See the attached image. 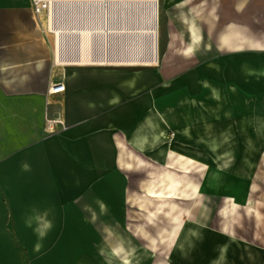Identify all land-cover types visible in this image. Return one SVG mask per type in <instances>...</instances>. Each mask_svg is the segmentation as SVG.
<instances>
[{"label": "crops", "instance_id": "1", "mask_svg": "<svg viewBox=\"0 0 264 264\" xmlns=\"http://www.w3.org/2000/svg\"><path fill=\"white\" fill-rule=\"evenodd\" d=\"M172 7L168 10V30L173 40L188 42L192 32L184 15L196 17L202 43L193 60L200 61L206 54L217 57L219 62L226 59L248 71L246 75L254 70L261 72L264 84V0H179L175 8L180 10ZM194 8H199L198 13L192 11ZM230 26L236 28L239 36L259 45L223 47L219 40ZM117 77L103 65L59 59L56 41L35 12L34 0H0V264H27L29 249L39 254L54 246L50 242L72 210H87L91 215L113 212L116 208L110 197V171L126 172L121 181L126 183L124 178L137 175L141 169L121 162L125 148L144 158L150 169L152 161L142 153L153 147L156 150L158 143L150 141L142 149L132 136L148 121L147 116L156 120L157 113L152 109L158 104H154L149 93L141 95L140 82L134 77ZM57 82H63L66 90L52 92ZM161 115V128L178 123L177 116L168 112ZM50 119L57 120L56 132L47 128ZM194 141L193 146L180 143L161 149L174 147L179 152L191 149L205 153L204 142ZM168 160L166 156V164ZM197 176L204 182L203 172ZM221 192L205 191L202 196L178 200L195 211L192 222L200 228V235L204 236L205 227H209L207 219L213 215L210 195ZM233 195L237 197L236 206L229 198ZM233 195H226L225 204L217 210L218 216L228 220L216 229L230 238L218 242L217 254L196 257L191 253L197 247L189 240L181 245L163 241L162 245L152 246V264H264L263 236H242L237 230L240 225L234 223L238 208L247 204V200L241 201L246 197ZM184 217L192 220L187 212L182 215L187 223ZM109 225L105 224L107 228ZM120 226L117 224L116 229L105 234L125 237L119 235L123 231ZM104 241L105 236L101 247H111ZM223 245L227 247L225 256L216 263ZM155 251L159 253L154 254Z\"/></svg>", "mask_w": 264, "mask_h": 264}, {"label": "rangeland", "instance_id": "2", "mask_svg": "<svg viewBox=\"0 0 264 264\" xmlns=\"http://www.w3.org/2000/svg\"><path fill=\"white\" fill-rule=\"evenodd\" d=\"M178 1L159 0L158 36L161 41L159 59L156 64L103 66L107 67L110 73L117 74L118 79L130 76L140 82L141 95L149 93L155 101L154 104H158L157 109L155 107L152 109L157 113L156 120L162 119L161 112L177 116V124H165V132L162 133V138L158 142L159 147L156 150L153 147L150 151L142 153L146 160L152 161V164L156 163L159 167L166 165V156L160 151L163 146L180 143H188L191 146L196 144V141L192 139L188 140L177 135L176 129L179 127L177 125L180 124L189 125L190 123L195 133L204 132L207 137L213 135L223 141L221 152L223 156L215 154L218 163L223 165L218 167L214 163V167L222 170L224 188L218 195L209 194L211 197L208 200L209 204L214 207L213 215L207 219L209 227H205L204 236L200 235L192 242L197 249L193 250L191 255L209 258L217 254V245L229 238L228 235L216 229L228 220L227 217L217 215V210L225 204L226 195L236 194L238 197H246L241 201L247 200V204L240 203L237 219L235 218L236 221L233 219L234 223L240 225L237 227L239 233L248 238L261 235L264 239V84L261 83V72L254 70L246 75L248 71L229 64L226 59L223 60L224 62H219L216 60L217 57L208 54L202 56L200 61L193 60V57L185 58L182 49L187 40L171 39L168 30L170 20L168 10L173 6L172 10L179 11L180 9L175 8V3ZM133 8L123 6L121 20L108 14L107 22L109 27L112 26V29L109 28L112 33L114 29H123L124 18L128 26H133L134 21L135 26H141L142 11L137 6ZM134 11L136 20H133ZM40 16L54 41L55 34L49 29L47 11ZM105 26H107L106 23ZM179 28L180 26L177 25L176 29L179 30ZM255 57L257 56L254 55L253 58ZM216 62L218 65L215 64ZM238 63L237 58V65ZM230 68L233 71H229ZM206 81L220 88L222 93L220 99L215 98L211 89L205 87ZM245 123L249 126L247 130ZM207 149V144L204 143V150L209 153ZM228 150L231 151V157L227 154ZM152 164L149 170V167L141 168L137 175L130 174L129 178H124L126 183L121 182L122 176L127 175L126 172L110 171L109 190L112 193L110 197L116 209L109 214L98 213L97 215L95 212L91 215L83 209L72 210L71 214L63 218L64 226L56 232L54 241H49L54 246L44 248L39 254L36 251H34L36 254H33L29 249L27 264H107L104 262L101 244L106 235L105 231L116 229L117 224L119 226L124 224L123 227H119L120 230L123 229L119 235L123 234L127 240L133 239L132 241L139 246L141 257L137 264H152L153 253L147 250L149 239L146 234L137 229V225L149 228L157 236L160 234L154 231L157 226L148 221L145 215L147 210L141 207L138 200H134L136 194L143 193V181L148 179L150 171L155 168ZM208 165L209 168L212 167V164ZM150 207L152 208V205ZM161 218H165L164 215ZM184 218L187 223L192 222L187 217ZM159 221L162 222L163 219ZM105 224L110 225L107 228ZM127 243L131 244L130 241ZM162 243L163 241L160 240L158 245ZM158 251H164V249H158ZM158 251L154 254H158ZM233 253H236V250ZM237 254L241 255L240 252Z\"/></svg>", "mask_w": 264, "mask_h": 264}, {"label": "bare ground", "instance_id": "3", "mask_svg": "<svg viewBox=\"0 0 264 264\" xmlns=\"http://www.w3.org/2000/svg\"><path fill=\"white\" fill-rule=\"evenodd\" d=\"M50 3L48 14V26L55 34L57 57L67 63H88L92 65H149L156 64L159 59L160 36L159 0H106V25L101 17L96 19V13L100 14L98 8H103L104 3L99 0H46ZM87 6V9H86ZM123 6L135 8L142 11L141 26H128L124 18L123 29L113 30L108 26V14L121 20ZM133 8V9H134ZM199 8L192 11L198 13ZM133 20L136 12H133ZM184 14V13H183ZM187 19V26H190L192 36L182 49L185 58L190 59L199 51L202 39L196 27L194 14L184 15ZM139 39V40H137ZM123 41V42H122ZM219 43L230 49L238 48L244 44L259 45L258 42L239 36L234 26L228 27ZM205 87L210 88L215 98L222 97L218 86L206 81ZM233 89V88H232ZM249 117H247L248 119ZM142 123L132 136V141L140 148L146 147L150 141L158 143L165 132L161 128L160 121L151 119ZM246 119V120H247ZM250 119V118H249ZM248 121V120H247ZM246 121V122H247ZM247 130L249 126L245 123ZM179 135H184L193 140H201L209 149V153H201L186 149L183 152L177 151L174 147H165L160 151L169 157L164 167L152 166L151 174L146 181H143L142 194H136L141 207L146 209L148 221L157 226L156 231L160 236L143 225H137V229L147 235L149 242L147 250L152 251V245H158L162 240L168 244L178 245L185 241L194 242L200 237V228L196 223H186L182 215L187 212L194 221L195 211L189 210L178 200L181 198L199 197L205 191H221L223 186L222 170L218 167L217 155L223 156V141L217 136L207 137L206 133L199 132L198 136L192 130V126L184 125L176 129ZM152 134V139L150 136ZM231 157V151L228 150ZM124 165L131 167L133 164L140 168H148L149 164L141 156L134 155L131 151L125 150L120 156ZM213 162V163H212ZM212 164L209 168L208 164ZM214 163L216 166L214 167ZM149 170V168H148ZM207 171V172H206ZM203 172L204 182L197 176ZM229 185V184H227ZM233 204L237 205L235 195L229 197ZM152 205V208L150 207ZM164 215L165 218H161ZM159 219H163L162 222ZM185 226V227H184ZM184 227V228H183ZM183 229V231H182ZM107 234V233H106ZM133 239L127 237H116L113 234L105 235L104 244H112L111 247L102 246L104 262L107 264H137L140 260V250ZM130 241L131 244H128ZM190 243V244H191ZM226 245L222 246L220 262L226 253Z\"/></svg>", "mask_w": 264, "mask_h": 264}, {"label": "built area", "instance_id": "4", "mask_svg": "<svg viewBox=\"0 0 264 264\" xmlns=\"http://www.w3.org/2000/svg\"><path fill=\"white\" fill-rule=\"evenodd\" d=\"M100 2H103V8H98V11H100V14L96 13V19H98L99 17H101V19L103 20V23H106V0H99ZM34 9L35 12L38 15H41L44 11H47V13L49 14L50 11V3L46 0H35L34 2ZM87 9V6H86ZM66 90V85L63 82H57L53 85V87L51 88V91L54 93L57 92H62ZM56 122L57 120H48L47 123V128L50 132H56L57 127H56Z\"/></svg>", "mask_w": 264, "mask_h": 264}]
</instances>
